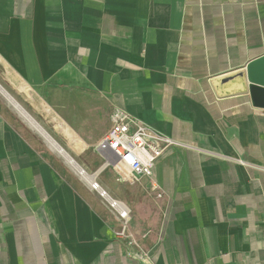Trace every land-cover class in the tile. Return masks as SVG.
Segmentation results:
<instances>
[{
	"label": "crops",
	"instance_id": "0c3cea01",
	"mask_svg": "<svg viewBox=\"0 0 264 264\" xmlns=\"http://www.w3.org/2000/svg\"><path fill=\"white\" fill-rule=\"evenodd\" d=\"M263 54L264 0H0V86L62 125L155 264H264V108L209 84ZM2 98L0 264H147ZM113 107L180 143L154 165L158 190L103 169Z\"/></svg>",
	"mask_w": 264,
	"mask_h": 264
},
{
	"label": "built area",
	"instance_id": "2783aa9c",
	"mask_svg": "<svg viewBox=\"0 0 264 264\" xmlns=\"http://www.w3.org/2000/svg\"><path fill=\"white\" fill-rule=\"evenodd\" d=\"M173 146H180V143L137 121L128 112L113 107L110 112V126L96 149L110 157L104 166H112L119 180L135 183L142 178H148L151 180L150 187L158 190L159 185L152 178L154 165L163 152ZM117 164H122L126 172L118 170ZM86 183L98 193L107 208L118 219L120 224L115 236L125 240L127 255L143 263L155 264L151 261L149 252L139 245L132 232L128 230L129 209L121 201L113 198L96 178ZM157 197H161V193L158 192Z\"/></svg>",
	"mask_w": 264,
	"mask_h": 264
},
{
	"label": "water",
	"instance_id": "95a60500",
	"mask_svg": "<svg viewBox=\"0 0 264 264\" xmlns=\"http://www.w3.org/2000/svg\"><path fill=\"white\" fill-rule=\"evenodd\" d=\"M209 84L218 99L248 95L252 106L264 108V54L244 67L212 77Z\"/></svg>",
	"mask_w": 264,
	"mask_h": 264
},
{
	"label": "rangeland",
	"instance_id": "374dc122",
	"mask_svg": "<svg viewBox=\"0 0 264 264\" xmlns=\"http://www.w3.org/2000/svg\"><path fill=\"white\" fill-rule=\"evenodd\" d=\"M0 97L2 98V96L0 95ZM15 102H17L20 106H24L23 108L32 116V117H35L34 119L40 123L42 125V127L47 130L48 134L53 137L58 143L59 145H61L65 150H67V152L73 156L77 162H79V164L86 169V171L90 174H94L96 171H93V166L90 165V162L88 163L86 160H85V156L81 155V154H77L74 152V148H71L68 144L69 142L67 140H63L61 138V124L59 123L57 125V130H56V133L53 132L51 129L49 130L47 126L51 127V125H48L45 121H41L40 117L37 116V114L35 113V111H31L28 107H26L25 105H23L22 101L20 99H16L14 97H12ZM3 99V98H2ZM4 100V99H3ZM6 101V100H4ZM7 103V107H8V110L10 112L11 115H13L14 119L20 123V126L22 127L23 131L25 133H27V135H29L31 138H33L41 147L43 148H46L47 150L50 151V153L53 155V157L55 158V160L60 163L61 165H63L67 171H69L72 175H74V177L76 179H78L80 182L86 184L85 181L81 180L76 174L75 172L69 167L67 166V164H65V162L60 158L58 157L56 154H54L48 147L47 145L45 144L44 140L37 134L35 133L31 128H29L23 121L22 119L17 115V113L13 110L12 106L9 104V102H5ZM55 124V123H54ZM58 136V137H56ZM40 137V138H39ZM110 168V166H104L103 169H107V168ZM123 171L126 172V169L123 168ZM139 182V181H138ZM110 191H111V188L109 187L108 188ZM151 189V187H150ZM153 190V189H152Z\"/></svg>",
	"mask_w": 264,
	"mask_h": 264
},
{
	"label": "bare ground",
	"instance_id": "6f19581e",
	"mask_svg": "<svg viewBox=\"0 0 264 264\" xmlns=\"http://www.w3.org/2000/svg\"><path fill=\"white\" fill-rule=\"evenodd\" d=\"M0 93L4 96V99L9 101V104L12 106L13 110L17 115L22 119V121L31 128L35 133H37L45 142L47 147L58 157H60L67 166H69L75 174L83 181L90 182L93 180L95 174H90L83 168L77 160L71 156L67 150H65L59 143L51 137L48 132L38 123L22 106L15 101H12V97L6 93V91L0 86ZM6 102V101H5ZM7 104V103H6ZM8 105V104H7ZM39 137V138H40Z\"/></svg>",
	"mask_w": 264,
	"mask_h": 264
}]
</instances>
